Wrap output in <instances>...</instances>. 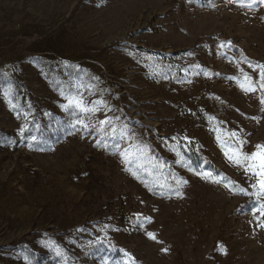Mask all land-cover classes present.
Wrapping results in <instances>:
<instances>
[{
  "label": "rangeland",
  "instance_id": "obj_1",
  "mask_svg": "<svg viewBox=\"0 0 264 264\" xmlns=\"http://www.w3.org/2000/svg\"><path fill=\"white\" fill-rule=\"evenodd\" d=\"M249 62L260 0H0V264H264V217L238 190L255 178L221 147L264 145V91L237 83L258 80ZM130 143L153 175L125 163Z\"/></svg>",
  "mask_w": 264,
  "mask_h": 264
},
{
  "label": "snow or ice",
  "instance_id": "obj_2",
  "mask_svg": "<svg viewBox=\"0 0 264 264\" xmlns=\"http://www.w3.org/2000/svg\"><path fill=\"white\" fill-rule=\"evenodd\" d=\"M261 3H264V0H260ZM241 6L250 7V5L241 4ZM223 47V45H221ZM249 67L253 68V71L258 70V80H253L251 76L247 73H244V80L241 82L237 80V83L242 91L248 92H256L258 88L261 91H264V64L252 65L249 62ZM243 71V70H241ZM232 79H236L232 77ZM258 86V87H257ZM98 104H103L102 101L97 102ZM261 104H264V95L261 96ZM69 107H76L82 113H92L95 114L100 109L94 105L93 107H88L83 100L82 96L79 98H70L68 101ZM106 107V105H104ZM77 124H80L83 128H89V124L85 123L83 119H77ZM106 126L110 127L111 134L115 136L117 134V127L113 124V118L105 116V119L99 121V128L97 129L100 132H104L107 134ZM219 132V130L217 129ZM119 135L121 139L131 140L132 137L129 135L128 130L125 127L119 129ZM229 139L234 141L233 144L229 145L225 141H221V147L225 149V156L229 159L230 162L235 164L236 166L242 167L246 174H249L251 177L255 178V182L250 184V188L252 191H249L246 188L239 187V192L253 198L256 204V207L253 209L255 212H259L258 221L261 217H264V145L258 144L256 145V150L251 153H246L243 151V144L246 143L245 140L239 138V134L236 131H232L227 134ZM35 139V137H33ZM220 136H217V140L220 141ZM120 155L124 158L126 164H130L135 162L136 167L140 170L148 172L149 175L154 174V169L157 165L152 164L151 160L147 158V153L139 144L130 143L128 148L124 149L120 152ZM152 165L151 168L149 165ZM133 176L139 178L138 173L133 169H128ZM201 174V173H198ZM202 175L205 178L211 179L214 183H220L223 180V177L216 178L213 177L211 172H204ZM179 184L180 182L177 181ZM233 182L228 181L225 186H229ZM163 187V185H161ZM177 195H180L179 191H177ZM150 222V218H149ZM258 226L264 228V222H258ZM148 236L152 239H155L153 233L149 232ZM128 256L127 253H125ZM125 264H135V261L132 257L128 256V259L125 261Z\"/></svg>",
  "mask_w": 264,
  "mask_h": 264
}]
</instances>
